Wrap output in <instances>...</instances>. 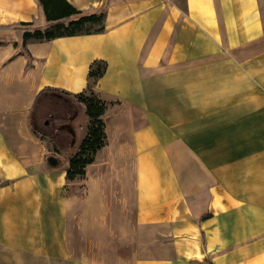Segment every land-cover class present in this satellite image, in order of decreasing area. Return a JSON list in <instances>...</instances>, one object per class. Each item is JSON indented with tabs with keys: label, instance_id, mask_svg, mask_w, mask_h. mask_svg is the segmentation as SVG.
Wrapping results in <instances>:
<instances>
[{
	"label": "crops",
	"instance_id": "1",
	"mask_svg": "<svg viewBox=\"0 0 264 264\" xmlns=\"http://www.w3.org/2000/svg\"><path fill=\"white\" fill-rule=\"evenodd\" d=\"M67 1L104 29L23 50L43 9L0 0V264H264V0ZM94 60L106 142L67 178Z\"/></svg>",
	"mask_w": 264,
	"mask_h": 264
},
{
	"label": "trees",
	"instance_id": "2",
	"mask_svg": "<svg viewBox=\"0 0 264 264\" xmlns=\"http://www.w3.org/2000/svg\"><path fill=\"white\" fill-rule=\"evenodd\" d=\"M38 1L45 15V25L33 26L31 22L23 21L11 25L13 29H21L20 39L23 50L28 40H44L65 35L99 32L104 29V10L86 13L67 0ZM91 25L97 26L89 28ZM105 68L104 61L94 60L89 66L87 86L74 94V98L85 108L88 123L86 133L77 150L69 156L65 172L67 178L81 177L84 174L85 165L93 160L96 150L106 142L102 116L108 103L98 98L91 88L96 79L104 73Z\"/></svg>",
	"mask_w": 264,
	"mask_h": 264
},
{
	"label": "rangeland",
	"instance_id": "3",
	"mask_svg": "<svg viewBox=\"0 0 264 264\" xmlns=\"http://www.w3.org/2000/svg\"><path fill=\"white\" fill-rule=\"evenodd\" d=\"M97 25H91L89 26V28H95ZM74 109H75V115H76V121H78V123L80 124V128L82 129V133H86V127H87V123H88V117L87 115L85 114L83 108L81 107V105L78 104V101L76 99H74ZM42 115L44 116V118H47V120L49 119V116H48V112L47 110L45 109V106H43V110H42ZM54 113V112H52ZM42 122V121H40ZM38 122V123H40ZM40 125V124H39ZM38 125V126H39ZM46 137V136H45ZM48 138V137H46ZM48 145L49 147L53 148L55 147L57 144L54 143L51 139L48 138ZM79 145H75L73 147V149H71V153L73 154L77 148H78ZM64 155H67L69 154L68 152H62Z\"/></svg>",
	"mask_w": 264,
	"mask_h": 264
},
{
	"label": "water",
	"instance_id": "4",
	"mask_svg": "<svg viewBox=\"0 0 264 264\" xmlns=\"http://www.w3.org/2000/svg\"><path fill=\"white\" fill-rule=\"evenodd\" d=\"M48 162H49L50 164H55V163H56V160H55L54 157L50 156V157L48 158Z\"/></svg>",
	"mask_w": 264,
	"mask_h": 264
}]
</instances>
